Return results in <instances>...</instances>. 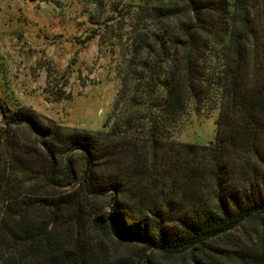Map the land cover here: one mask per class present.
<instances>
[{"label": "trees", "instance_id": "1", "mask_svg": "<svg viewBox=\"0 0 264 264\" xmlns=\"http://www.w3.org/2000/svg\"><path fill=\"white\" fill-rule=\"evenodd\" d=\"M132 3L104 129L0 100V264H264V0ZM207 102L215 141L174 139Z\"/></svg>", "mask_w": 264, "mask_h": 264}, {"label": "rangeland", "instance_id": "2", "mask_svg": "<svg viewBox=\"0 0 264 264\" xmlns=\"http://www.w3.org/2000/svg\"><path fill=\"white\" fill-rule=\"evenodd\" d=\"M134 5L132 0H0V100L4 107L13 103L5 110L31 111L92 132L104 129L122 85ZM211 104L202 112L191 108L172 137L214 142L219 108ZM3 113L0 108V131L7 120ZM246 231L241 228L237 238ZM105 243L113 259L133 260L141 252L118 236Z\"/></svg>", "mask_w": 264, "mask_h": 264}]
</instances>
